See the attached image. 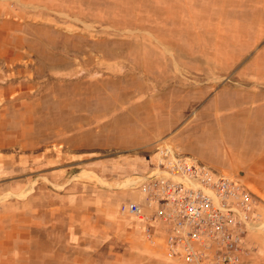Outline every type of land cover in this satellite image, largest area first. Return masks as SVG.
<instances>
[{"label": "rangeland", "instance_id": "obj_1", "mask_svg": "<svg viewBox=\"0 0 264 264\" xmlns=\"http://www.w3.org/2000/svg\"><path fill=\"white\" fill-rule=\"evenodd\" d=\"M176 114L216 159L252 157L264 0H0V264H189L119 209L146 172L126 173L123 146ZM222 173L260 198L244 264H264V196Z\"/></svg>", "mask_w": 264, "mask_h": 264}, {"label": "built area", "instance_id": "obj_2", "mask_svg": "<svg viewBox=\"0 0 264 264\" xmlns=\"http://www.w3.org/2000/svg\"><path fill=\"white\" fill-rule=\"evenodd\" d=\"M138 178L142 201H124L119 209L168 259L244 264L260 202L244 181L169 145L158 148L157 161Z\"/></svg>", "mask_w": 264, "mask_h": 264}, {"label": "crops", "instance_id": "obj_3", "mask_svg": "<svg viewBox=\"0 0 264 264\" xmlns=\"http://www.w3.org/2000/svg\"><path fill=\"white\" fill-rule=\"evenodd\" d=\"M184 121V114H176L171 117L158 119V122L154 125V130L151 133L148 132L147 134L141 136L132 134L130 144L123 146V149L135 153L137 151V154H133L136 156L131 157L122 164L126 173L149 171L153 164L157 161L158 152H153L149 157H146V155L142 152H145L146 150H153L155 143L158 140L166 139L170 141L179 152L195 155L212 167L216 168L218 171L234 172L235 167H240L244 172V176L247 181H249L264 196V138L252 140L251 158H239L231 161L227 159V157L224 158L222 156L218 160L213 154L214 151L211 149L213 147H211L212 145H210V141L207 142L210 134H200L194 139L192 133H188L186 131L181 133L179 132L181 131L179 129H181V127H185L186 124ZM236 136V146L241 147L243 152L245 148H248L249 141H247L248 144L246 146L245 142L243 143L244 139H240L238 134H236ZM221 141H223V139H221ZM91 208L92 211H95L96 213L102 211L116 212L114 207L105 204L94 205ZM95 217L98 219L100 218L98 214ZM110 217L115 218V214Z\"/></svg>", "mask_w": 264, "mask_h": 264}, {"label": "bare ground", "instance_id": "obj_4", "mask_svg": "<svg viewBox=\"0 0 264 264\" xmlns=\"http://www.w3.org/2000/svg\"><path fill=\"white\" fill-rule=\"evenodd\" d=\"M244 174V173H243Z\"/></svg>", "mask_w": 264, "mask_h": 264}]
</instances>
